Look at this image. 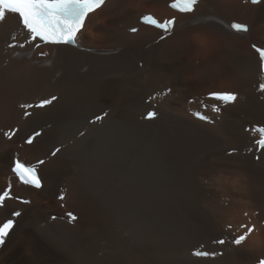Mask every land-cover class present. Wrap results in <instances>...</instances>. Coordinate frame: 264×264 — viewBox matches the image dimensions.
<instances>
[{"label":"bare ground","instance_id":"6f19581e","mask_svg":"<svg viewBox=\"0 0 264 264\" xmlns=\"http://www.w3.org/2000/svg\"><path fill=\"white\" fill-rule=\"evenodd\" d=\"M168 2L148 0L145 11L159 18L177 15L184 28L208 25L205 13L213 12L224 15L225 22L251 26L246 39L223 35L228 45L224 87L181 80L185 62L157 49L154 31L143 29L138 36L127 31L139 26L135 17L98 26L95 34L87 29L78 48L45 47L51 66L9 60L6 43L12 36L23 40L25 33L13 14L0 23V80L12 78L11 87L0 89V127H45L40 143L23 148L21 140L0 135V194L11 186V192L31 200L28 205L11 200L0 210V224L15 210L23 211L0 247V264H258L264 258V246L229 251L211 244L227 222H245L243 211L252 209L232 200L222 204L221 194L200 180L202 174L236 166L234 159L241 158L225 152L233 146L243 152L257 137L254 126H264V94L258 90L264 76L257 74L251 49L252 43L264 46V5L203 0L195 15L181 16ZM37 59L33 53L32 60ZM168 87L173 93L157 98ZM229 88L242 100L221 105L215 127L189 113L211 103L209 91ZM49 94L61 100L24 120L18 105ZM103 110L110 113L103 126L86 124ZM152 110L160 117L150 121L146 115ZM85 128L80 137L78 130ZM61 144L66 145L62 153L42 166L45 188L22 186L11 172L13 154L35 162ZM238 165L250 178L254 205L264 202V168L252 154ZM62 190L67 200H59ZM68 212L79 215L74 225L63 219ZM201 243L225 255L216 261L192 257Z\"/></svg>","mask_w":264,"mask_h":264},{"label":"snow or ice","instance_id":"6c2138e0","mask_svg":"<svg viewBox=\"0 0 264 264\" xmlns=\"http://www.w3.org/2000/svg\"><path fill=\"white\" fill-rule=\"evenodd\" d=\"M244 2L258 7L264 5V0H244ZM202 3L203 0H170L166 6L181 16H193L197 13ZM105 9L113 12L119 10L123 18L135 17L139 26L133 25L127 29L133 36H138L143 29L154 31L156 36L153 38V42L157 49L162 48L168 40L172 39L184 28L181 27L177 15L158 18L150 11L129 12L126 9L125 3L122 2L116 6L112 3V0H0V23L5 21L8 14H13L18 18L19 24L25 33L23 40L12 36L11 41L6 43V48L11 50L8 53L9 60L15 62L17 59H27L32 63L44 62L48 66H51V53L43 49L45 47L60 49L68 46L78 48L81 38L88 29V24L92 22L93 17L97 13L103 12ZM205 15L208 16V26L216 29L226 37L246 39L251 34V26L245 22L234 19L225 22V17L220 12L205 13ZM122 19L112 21L111 23L118 24ZM251 49L256 56L255 67L257 74L264 72V46L252 43ZM163 50L167 53L164 48ZM33 53L39 59L33 61ZM139 67L141 69L144 68V63H140ZM11 79V77H6L0 80V89L11 87ZM258 90L264 94V82L258 84ZM172 93L173 89L168 87L164 92H157L156 96L159 98L161 95L168 96ZM208 96L211 103H202L201 108L203 110H196L193 115L198 121L213 127L217 125L216 117L222 113L223 109L221 105L236 106L242 100L240 93L231 88L211 90ZM260 99L264 100V95ZM60 100V96L49 94L37 97L35 102L20 103L18 107L23 110V119L28 120L30 117L48 111ZM189 103H197V101L191 100ZM109 115L108 110H103L93 118L87 119L86 124L89 126H103ZM159 117L160 113L157 110H152L147 113L146 119L151 121ZM45 124H47V121H45ZM47 126L51 127V124H47ZM86 131L87 128L78 130V135L85 137ZM251 131L257 133L252 146L247 147L243 152L233 146L225 152V156L232 159L241 158V160L246 161L247 155L252 154L253 159L264 168V126L252 129ZM0 135L6 141H13L14 138L21 140L20 147L23 148L25 145L33 146L36 143H40V138L45 135V127L44 125H38L31 130H26L19 125L0 127ZM64 148H66V145L63 144L56 146L50 150L46 158L37 159L35 162L22 160L19 153L16 152L12 157L11 171L20 184L35 190H43L45 188V180L43 179L42 166H46L52 158L58 157V154H61ZM241 160L234 159V163L238 165ZM214 167L220 166L214 165ZM243 170L246 171L244 168ZM202 176L203 174L200 177ZM10 187L9 190H5L0 194V207H3L7 200L14 198ZM58 198L61 201L65 200L66 191L62 190ZM15 199L25 205L31 203L28 199H21L20 197H15ZM12 216L20 217L21 212L15 211L12 213ZM67 216L71 221L77 220V216L72 212H68ZM243 217L245 218V222H237L235 224L227 222L224 225L225 231L221 236L213 238L211 244L225 247L229 251L247 249L246 245L249 237L257 231V225L253 222V218L255 217L264 223V202L258 203L251 211H243ZM15 224L16 221L14 219H8L6 222L0 224V247L5 245L6 239ZM190 255L199 260L216 261L217 258L223 257L225 253L218 250H209L201 243L190 252ZM258 264H264V258L259 259Z\"/></svg>","mask_w":264,"mask_h":264},{"label":"clouds","instance_id":"9594fccd","mask_svg":"<svg viewBox=\"0 0 264 264\" xmlns=\"http://www.w3.org/2000/svg\"><path fill=\"white\" fill-rule=\"evenodd\" d=\"M126 4L127 11H145L148 0H112L118 6ZM121 11L105 9L97 13L88 24V31L95 34L98 26L110 27L112 21L122 19ZM228 45L225 37L208 25L182 28L177 35L168 40L163 48L167 54L176 60H183L185 67L179 73L184 82L199 85H218L224 87L227 83L224 63ZM202 183L214 187L220 193V202L243 203L250 209L255 208L250 198L249 176L242 166L236 165L229 169H218L215 172L200 177ZM235 195H230L228 191ZM257 231L249 237L247 247L259 248L264 246V223L253 218Z\"/></svg>","mask_w":264,"mask_h":264},{"label":"rangeland","instance_id":"374dc122","mask_svg":"<svg viewBox=\"0 0 264 264\" xmlns=\"http://www.w3.org/2000/svg\"><path fill=\"white\" fill-rule=\"evenodd\" d=\"M241 22H243V21H241ZM248 24V23H247ZM94 41H96V40H94ZM68 199V196L66 197V200Z\"/></svg>","mask_w":264,"mask_h":264}]
</instances>
